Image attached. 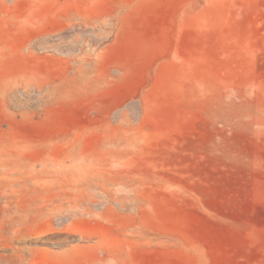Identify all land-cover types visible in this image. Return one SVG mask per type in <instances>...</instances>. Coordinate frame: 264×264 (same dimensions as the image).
I'll return each mask as SVG.
<instances>
[{
    "label": "rangeland",
    "instance_id": "rangeland-1",
    "mask_svg": "<svg viewBox=\"0 0 264 264\" xmlns=\"http://www.w3.org/2000/svg\"><path fill=\"white\" fill-rule=\"evenodd\" d=\"M0 158L3 264H264V0H0Z\"/></svg>",
    "mask_w": 264,
    "mask_h": 264
},
{
    "label": "bare ground",
    "instance_id": "bare-ground-1",
    "mask_svg": "<svg viewBox=\"0 0 264 264\" xmlns=\"http://www.w3.org/2000/svg\"><path fill=\"white\" fill-rule=\"evenodd\" d=\"M88 29H89V27H88ZM93 29V28H92ZM91 30V29H90ZM89 30V31H90ZM96 34V33H95ZM41 36H39V38H40ZM35 39H37V38H35ZM55 39V38H54ZM39 40H41V39H39ZM80 40H82V39H79V41ZM38 41V40H37ZM77 42V41H76ZM80 43V42H79ZM59 44V43H58ZM86 55V54H85ZM89 58V57H88ZM79 63V62H78ZM11 93V92H10ZM16 146V145H15ZM2 149H4V148H2ZM2 157H4V155L2 156ZM8 158V157H7ZM1 159V158H0ZM0 264H3V261L2 260H0Z\"/></svg>",
    "mask_w": 264,
    "mask_h": 264
}]
</instances>
